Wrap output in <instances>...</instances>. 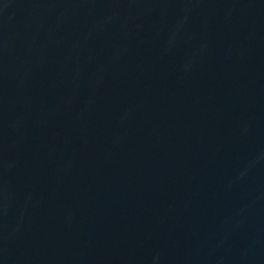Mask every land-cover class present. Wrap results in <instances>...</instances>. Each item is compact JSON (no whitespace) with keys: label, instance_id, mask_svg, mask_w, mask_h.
I'll return each instance as SVG.
<instances>
[{"label":"water","instance_id":"water-1","mask_svg":"<svg viewBox=\"0 0 264 264\" xmlns=\"http://www.w3.org/2000/svg\"><path fill=\"white\" fill-rule=\"evenodd\" d=\"M0 264H264V0H0Z\"/></svg>","mask_w":264,"mask_h":264}]
</instances>
